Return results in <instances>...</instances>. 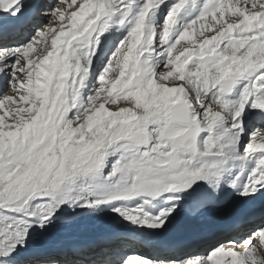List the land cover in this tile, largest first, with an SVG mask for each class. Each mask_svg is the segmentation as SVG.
Returning <instances> with one entry per match:
<instances>
[{"label": "snow or ice", "instance_id": "1", "mask_svg": "<svg viewBox=\"0 0 264 264\" xmlns=\"http://www.w3.org/2000/svg\"><path fill=\"white\" fill-rule=\"evenodd\" d=\"M0 93V264H264V0H0Z\"/></svg>", "mask_w": 264, "mask_h": 264}, {"label": "bare ground", "instance_id": "2", "mask_svg": "<svg viewBox=\"0 0 264 264\" xmlns=\"http://www.w3.org/2000/svg\"><path fill=\"white\" fill-rule=\"evenodd\" d=\"M98 234L99 231L97 229L86 226L70 230H61L53 234L48 246L56 247L78 244L84 240L94 239Z\"/></svg>", "mask_w": 264, "mask_h": 264}, {"label": "rangeland", "instance_id": "3", "mask_svg": "<svg viewBox=\"0 0 264 264\" xmlns=\"http://www.w3.org/2000/svg\"><path fill=\"white\" fill-rule=\"evenodd\" d=\"M90 240H92V239H90ZM85 241H89V240H84V241H82V242H85ZM82 242H80V243H82Z\"/></svg>", "mask_w": 264, "mask_h": 264}]
</instances>
